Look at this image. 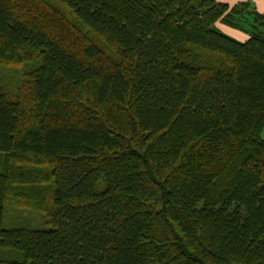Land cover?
Wrapping results in <instances>:
<instances>
[{
	"label": "trees",
	"instance_id": "16d2710c",
	"mask_svg": "<svg viewBox=\"0 0 264 264\" xmlns=\"http://www.w3.org/2000/svg\"><path fill=\"white\" fill-rule=\"evenodd\" d=\"M251 8L0 0V264H264Z\"/></svg>",
	"mask_w": 264,
	"mask_h": 264
},
{
	"label": "rangeland",
	"instance_id": "374dc122",
	"mask_svg": "<svg viewBox=\"0 0 264 264\" xmlns=\"http://www.w3.org/2000/svg\"><path fill=\"white\" fill-rule=\"evenodd\" d=\"M218 2H226L230 5H235L242 1H250L251 2V10L258 11L262 14H264V0H216ZM250 21H254L253 14H247ZM246 25V24H245ZM254 25H257L255 22L248 23L247 26H245L244 29H240L231 25L224 24L220 21H218L214 27L216 30L222 32L223 34L239 41V42H245L252 33L254 32L255 28ZM261 30H264V27H261ZM42 217L40 213L25 211L22 212L20 209H14L10 212L9 217L6 221V227H19V226H26V225H32L37 226L41 222ZM43 223V221H42ZM42 223L40 225H42Z\"/></svg>",
	"mask_w": 264,
	"mask_h": 264
}]
</instances>
